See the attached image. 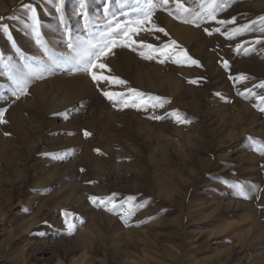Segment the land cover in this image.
Wrapping results in <instances>:
<instances>
[{
  "label": "rangeland",
  "instance_id": "374dc122",
  "mask_svg": "<svg viewBox=\"0 0 264 264\" xmlns=\"http://www.w3.org/2000/svg\"><path fill=\"white\" fill-rule=\"evenodd\" d=\"M181 2L199 27L170 3L153 16L167 37L146 25L133 39L175 40L199 66L117 47L102 74L127 83L109 85L70 71L67 43L133 19L136 0H0V264H264V0H215V20L209 0ZM19 77L28 92L17 99ZM101 88L169 102L118 109ZM91 196L111 197L115 214ZM128 197L139 207L126 224Z\"/></svg>",
  "mask_w": 264,
  "mask_h": 264
},
{
  "label": "snow or ice",
  "instance_id": "6c2138e0",
  "mask_svg": "<svg viewBox=\"0 0 264 264\" xmlns=\"http://www.w3.org/2000/svg\"><path fill=\"white\" fill-rule=\"evenodd\" d=\"M64 0H60V5H63ZM175 4V15L172 11H169L168 14L172 15L174 19L181 20L183 23L193 24L196 27H199V24L197 23L198 19H202L200 16V13L197 12L194 16H192L191 19L185 18L184 14L189 13L191 10L184 6V4L181 2V0H136V7L131 8V11L136 13L135 17L131 20L125 21L122 24H117L115 28L109 27L106 32H103L100 34L99 38L95 39L94 41L89 40H80L79 38L74 43L73 41L69 40L67 43V47L72 51L73 55L69 57L68 61L71 63V69L72 72H79V73H85L90 76L92 82L94 84H97L98 82H107L109 85H125L127 82L111 75H104L103 70L107 69V65L105 63H102V58L108 56L110 53H112L113 49L117 47H125L130 48L133 50H136L133 46L137 45L141 49H146L147 51H139V55L147 60L157 59L158 63H165L166 60L171 59L173 63L175 64H185L189 63L191 65L199 66V61L193 59L190 57L187 52L180 48L179 45L175 40H170L167 43H163L160 46H155L150 43H145L143 41H137L133 39V34L139 33L142 30H145V26H149V30H154L153 34L155 33H162L163 36L167 37L169 34L168 32L163 28L157 26V24L153 21L154 13L157 9H164L168 10L169 4ZM84 4L83 0H81V8L83 9ZM202 9L204 6H201ZM223 5H221V8ZM23 10L26 12H30V19L32 21L30 27L33 31V33L36 35L37 38L40 36V21L36 14V9L30 4H24L22 6ZM206 11L207 17L209 19L215 20V0H209L207 9H204ZM57 12H61V7L57 6L56 8ZM105 14H108V7H105ZM261 21H264V17H260ZM61 22H64V17L61 15ZM234 21H228V23H232ZM219 23L223 24L226 23V21H219ZM248 25H244L243 27L235 28L232 31V35H239L244 31L248 30ZM0 29H2L5 33L8 31L7 25H0ZM219 31V29H217ZM205 32H207L209 35L211 32L208 31V29H205ZM159 38V37H157ZM259 42V41H257ZM37 43H40L39 39H37ZM241 46L237 45V50H239ZM247 52V49H245ZM224 67L227 68L228 63L227 61L223 62ZM96 70H101L100 73H98ZM110 71V69H109ZM240 79H244V77H240ZM13 83L15 85V90L13 91V95L16 96L17 99L20 98L22 95H26L28 92V80L25 77H19L15 78L13 80ZM189 83H196L195 80L189 81ZM261 87H264V84L260 85ZM102 92V95L112 102V106L114 108L118 109H125V108H135L137 110H140L144 107H152L155 108H162L164 104L168 103L165 98H162L160 96H152L147 95L145 93H142L134 88H128L129 95L126 97L124 93L122 92H115L110 90H103L100 89ZM240 95H243V93H239ZM264 99V98H261ZM4 111L6 110H0V123H6L4 120ZM261 111H264V109H261ZM172 115L174 116L177 123H191L190 120H187L184 118L181 114L173 112ZM149 119L153 120H162L165 117L160 115H153L149 116ZM5 135H9L8 133H5ZM85 136L91 135L87 131L84 132ZM99 151V150H97ZM83 171V170H82ZM243 195V192L240 193ZM245 198H247L245 196ZM89 199L92 201L93 204L99 200L101 205L112 204L111 207H106L105 210L109 212H113L115 214V207L116 205L112 203V198H98L95 196L89 197ZM134 199V197H128L127 203L129 204V208L127 211H125L121 215V219L127 224V219L131 217V215L134 214L135 207L132 206L131 201ZM121 208L124 207V202L120 205ZM66 220L65 223L68 226L69 233H71L72 229L74 228V224L70 222L71 213H64Z\"/></svg>",
  "mask_w": 264,
  "mask_h": 264
}]
</instances>
